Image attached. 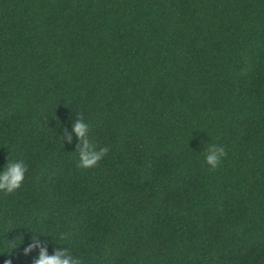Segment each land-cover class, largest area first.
<instances>
[{
	"label": "trees",
	"instance_id": "obj_1",
	"mask_svg": "<svg viewBox=\"0 0 264 264\" xmlns=\"http://www.w3.org/2000/svg\"><path fill=\"white\" fill-rule=\"evenodd\" d=\"M77 115L108 148L90 168ZM8 154L0 264L38 229L82 264H264V0H0Z\"/></svg>",
	"mask_w": 264,
	"mask_h": 264
},
{
	"label": "clouds",
	"instance_id": "obj_2",
	"mask_svg": "<svg viewBox=\"0 0 264 264\" xmlns=\"http://www.w3.org/2000/svg\"><path fill=\"white\" fill-rule=\"evenodd\" d=\"M89 129V123L83 116L77 115L76 118L71 119V129L64 128L63 130V142L65 139L71 142L73 135L77 138L78 143L74 151L78 156L77 167L79 168L93 167L108 152L107 147L97 148L92 143ZM224 155L223 145L208 144L204 149V162L210 168L215 169ZM5 159L6 162L0 165V192L11 193L21 187L28 165L22 159H11L10 154ZM41 236H48L50 239L41 240ZM50 245L51 252H49ZM33 251L35 255L31 259V264H82L81 258L74 255L67 246L66 233H59L54 237L38 229L36 234L32 233L30 242L23 247L22 254L28 256ZM4 264H12V262L6 260Z\"/></svg>",
	"mask_w": 264,
	"mask_h": 264
}]
</instances>
